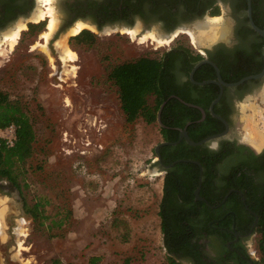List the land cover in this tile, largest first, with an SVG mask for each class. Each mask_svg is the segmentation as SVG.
<instances>
[{"label": "rangeland", "instance_id": "374dc122", "mask_svg": "<svg viewBox=\"0 0 264 264\" xmlns=\"http://www.w3.org/2000/svg\"><path fill=\"white\" fill-rule=\"evenodd\" d=\"M53 5L59 19L57 0ZM216 17L230 24L225 12ZM42 21L41 30L29 31L27 24L17 46L0 55V89L22 100L36 137L34 152L17 178L34 220L19 225L23 235L13 260L18 264H170L158 213L165 175L155 155V147L163 141L160 125L148 124L142 117L128 122L118 87L108 74L118 63L159 57L179 44L199 54L203 46L194 45L183 31L169 44L140 42L139 36L147 32L160 38H167L168 32L159 21L136 19L132 29L139 25L138 37L86 27L96 34V42L79 47L70 43L75 25L56 28L47 43L50 57L40 46L47 30V20ZM187 29L198 32L194 26ZM62 38L77 53V59L65 65L56 46ZM64 67L70 71H63ZM251 103L262 110L257 118H262L259 125L264 128V84L238 104L236 131L242 140L246 115L251 113L243 107Z\"/></svg>", "mask_w": 264, "mask_h": 264}, {"label": "trees", "instance_id": "16d2710c", "mask_svg": "<svg viewBox=\"0 0 264 264\" xmlns=\"http://www.w3.org/2000/svg\"><path fill=\"white\" fill-rule=\"evenodd\" d=\"M161 1L150 0L152 7L149 12H146L144 3L136 8L135 2L129 3L126 0H87L85 4L79 3V5L80 9L87 7L92 9L95 15H106L105 19L112 21L127 19L133 14L148 21L164 18L167 26L173 28L179 23V19L196 10L198 2V0H170L172 2L163 6ZM256 1L252 0L253 18L259 26H264V21L257 17ZM179 2L183 5L181 11L177 10ZM218 13V10L213 12L214 15ZM44 25L45 21L30 23L29 31L41 30ZM96 37L91 30L83 29L70 38V43L74 47L91 45L96 42ZM262 45L263 43L258 47ZM203 58L202 54L194 52L189 46L179 44L165 50L159 57L141 56L113 66L108 76L118 87L121 107L127 121L134 122L142 117L148 124H152L158 122L160 115V131L163 141L168 142L177 141L181 129L184 128L193 141H200L209 135L222 132L225 128L224 124L214 118L209 111L210 104L219 95V86L216 84L200 86L190 80L191 70ZM220 68L221 76L226 82H235L260 71L254 69L247 74L231 75L223 70L222 65ZM215 78V70L209 64H203L194 74V79L197 81ZM219 103L215 105V112L229 120V112L224 107L225 104ZM23 104L19 98H11L7 92L0 89V128L9 124H15L17 127V138L13 146L0 142V177H5L18 186L20 185L17 178L21 165L32 156L36 140L32 119ZM201 109L207 114L204 121H199L202 117ZM160 153L165 164L178 159H193L205 166L201 195L213 205L220 203L231 187L243 193L249 201L250 209L259 217L256 224L259 255L255 264H264V186H255L252 180L248 181L246 169L241 165H235L226 189L221 194L210 195L207 190L213 178L211 167L217 161L218 154L215 151L209 153L205 147L190 146L183 140L176 146H162ZM198 177L199 167L190 162L177 163L167 169L164 175L163 194L158 213L170 264H181L177 260L180 255L195 260L197 264H205L200 245L192 242V237L199 230L193 225L192 218L203 215L207 226L211 211L205 202L195 200L194 191L198 186ZM231 199L236 201V206L243 208L242 197L238 192H233ZM38 206L39 204H36L33 208L36 212Z\"/></svg>", "mask_w": 264, "mask_h": 264}, {"label": "flooded vegetation", "instance_id": "af4514ba", "mask_svg": "<svg viewBox=\"0 0 264 264\" xmlns=\"http://www.w3.org/2000/svg\"><path fill=\"white\" fill-rule=\"evenodd\" d=\"M86 1L87 0H57V5L61 12L58 19L57 31L68 29L71 26L76 25L78 22L87 24L88 21L93 22L99 29L117 22L133 26L136 19H140L144 23H149L147 19H143L138 15L134 16L133 14H130L127 19H118L114 21L105 19L106 15H95L94 11L89 8L87 9L86 6V8L80 9L81 6L79 3L85 4ZM126 1L129 3L135 2L136 8L144 3L146 12H149L150 7H152L149 2L150 0H145L143 2L142 0ZM168 2L170 3L172 1L162 0L160 3L164 6L168 4ZM256 3L257 17L264 21V0H257ZM36 5H40L39 0H0V29H3L10 24H15L20 18L25 20V17L30 16ZM177 5V10H183L181 2ZM216 10H218V12H225L230 18L231 32L228 40H221L211 49H204L205 52H201L204 57L203 59L206 58L213 61L218 66L219 70L222 65L224 68L223 70L231 75L247 74L254 69H260V71H262L264 67V40L249 23L247 15V0H198L196 10L184 18L179 19V23L173 28L167 26L165 23L166 19L164 18L159 20L153 19L152 21H159V24L169 33L184 25H187L188 27L193 26L197 20H202L205 16L210 18L219 16V13L215 15L213 14ZM30 23L31 22L28 24ZM259 27L264 29V26ZM261 43H263L262 47H258ZM213 59H216L217 61L215 62ZM262 84H264V77L245 82L234 88H224L223 90L221 97V99H223L218 103L225 104L224 107L229 112L230 119H225L229 125V131L224 137L210 140L203 145H198L205 147L209 153L215 151L218 154L216 157L217 161L211 167L213 169V178L212 183L207 190L210 195L221 194L226 189L228 185L227 181L230 179V173L233 171L232 169H234L235 165H241L244 167L243 169H246L248 181L252 180L255 186H264V146L257 149L245 138L242 140L237 135L236 131V124L239 119L238 104L240 100L246 94L253 92ZM205 119H200L199 121H204ZM185 143L187 142L185 141ZM193 161L199 163L190 162L199 167L197 188L200 184L199 180L202 171L199 194L205 199V201L196 198L195 191L197 188L194 191L195 200L205 202L211 208L209 214L210 219L208 220L207 226L204 223L205 217L203 215H197L195 218H192L193 225L196 229H199L197 230L198 233L192 237V242L200 245L202 260L205 264H255L258 260L256 224L259 217L257 213L250 209L248 204L249 201L245 198L243 193L234 187L229 188L220 203L216 205L211 204L201 195L205 166L197 160ZM156 162L161 166L159 161ZM233 192H238L241 195L243 204L242 209L240 206H236L235 200H230ZM235 209H238V211ZM0 213L3 215L0 232L1 263L18 264L12 258L14 251L18 250V238L23 235L18 232L17 227L22 223H27L29 218H31V222H33L34 215L28 207L22 188L5 177H0ZM201 219L203 223L201 222ZM3 232L6 235H4ZM177 260L181 262V264H183L184 260L189 262V264H197L195 260H189L185 255H180Z\"/></svg>", "mask_w": 264, "mask_h": 264}, {"label": "bare ground", "instance_id": "6f19581e", "mask_svg": "<svg viewBox=\"0 0 264 264\" xmlns=\"http://www.w3.org/2000/svg\"><path fill=\"white\" fill-rule=\"evenodd\" d=\"M54 1L55 0H40L41 6L39 5L40 7L37 10H35V12L33 13L30 19L24 20V21L22 19L15 26L13 25V27L11 26L7 28V30L1 32L0 33V55L10 53L11 50L17 46L16 44L19 43L18 41H19L20 35L22 31L27 28L28 22H41L42 20H47V26H46L47 30L42 33V37L44 38L45 43H40V46L42 50L46 54H48V56L50 55L51 57V52H50L49 47L47 46V43L50 37L52 36V34L56 31V28L58 25V16L56 14L57 13L56 9L53 5ZM196 25H197L198 32L197 31L195 32L193 30L186 28V29L178 30L171 37L160 38L156 36V34L151 33L150 31V32L140 35L139 40L140 42H145L146 40L151 39L153 43L156 42L160 45L169 44L173 40V37H175L180 31H183V32H186L191 37L192 43L198 47L199 45H203L205 42L213 43L218 40H226V39L228 40L229 34L231 32L230 24L222 23V21L218 17L212 18L211 21L199 22ZM86 27H90V26L86 23L78 22L73 28H71L70 33L78 34L81 30H83V28H86ZM139 28H140L139 25H137L136 28L134 29L132 28L131 29H121V31L126 32L127 34L131 35L134 38V37H138L137 32L139 31ZM115 30H118V29H115ZM56 46L60 53V58L61 60H63V63H64L63 65L67 64L65 63L67 61H73L77 59V53L75 52L74 49H72L67 44L65 38H62L59 41L57 40ZM75 67L73 65V68H70L73 70L71 71L73 72V74L75 72L74 71ZM63 71H67L65 67L63 68ZM247 109L251 110V113L246 115L245 139L250 144H252L254 147H256L257 149H260L262 146H264V128H262L259 125V122L262 121V118L258 119L257 116L260 117L262 110L261 109L259 110L252 103L248 105H244L243 110L246 111ZM2 216L3 215L0 213V232H1V226H2L1 225L2 218H3ZM17 228L19 229V227ZM21 234H23L22 231H21Z\"/></svg>", "mask_w": 264, "mask_h": 264}, {"label": "water", "instance_id": "95a60500", "mask_svg": "<svg viewBox=\"0 0 264 264\" xmlns=\"http://www.w3.org/2000/svg\"><path fill=\"white\" fill-rule=\"evenodd\" d=\"M36 8L31 12L30 16L29 17H25V20H28L31 18V16L33 15V13L35 12ZM247 15H248V19H249V23L251 25V27L257 31L262 37H263V40H264V29L260 28L254 21L253 19V15H252V0H247ZM210 17L208 16H205L202 20H197L195 23H194V27L195 29H197V25L199 22H203V21H210ZM33 23V22H32ZM87 24L90 26L91 30H95V31H99V32H109L111 30H115V29H118L121 31V29H131L133 28L132 26H128V25H125L123 23H113V24H109V25H106L104 26L103 28L99 29L97 27V25H95L93 22L91 21H88ZM188 28L187 25H184V26H181L179 28H176L175 30L169 32V33H165V37H171L175 32H177L178 30H181V29H186ZM110 29V30H109ZM198 30V29H197ZM76 35V34H75ZM219 41L221 40H218L216 42H213V43H204L202 46H203V49H211L215 44H217ZM205 52V50H204ZM203 52V53H204ZM263 56H264V45H263ZM204 63H209L211 64L215 70H216V78L215 79H208V80H204V81H197L194 79V74L196 72V70ZM264 77V67L262 69V71H260L259 73H256V74H251V75H247L243 78H241L240 80L238 81H235V82H226L222 76H221V73H220V70L218 68V66L211 60L209 59H202L200 60L199 62H197L193 69L191 70L190 72V80L193 84H196V85H206V84H216L219 86L220 88V93L219 95L213 100V102L211 103L210 105V112L211 114L219 119L221 122L224 123L225 125V129L220 132V133H217V134H214V135H210L200 141H193L191 139V137L189 136V133L187 131L186 128L184 129H181L180 131V136H179V139L175 142H168V141H162L160 142L159 144H157V146L155 147V154H156V157H157V161H159L161 163V170H163L164 172H166L167 169H170L172 168L173 166H175L177 163H180V162H195L191 159H178L170 164H165L162 162V159H161V153H160V148L164 145H176L178 144L181 140H185L188 144L190 145H194V146H198V145H203L205 144L206 142L210 141V140H213V139H217V138H221V137H224L225 135H227L228 131H229V125L228 123L226 122V120L218 113L215 112L214 108H215V105L220 101L221 97H222V94H223V90L224 88H234V87H237V86H240L242 85L243 83L245 82H248V81H251V80H257V79H261ZM164 105V104H163ZM163 107V106H162ZM202 111V118L201 120L205 119L206 117V112L205 110L201 109ZM158 123L161 125V121H160V115L158 117ZM195 163H198V162H195ZM199 164V163H198ZM201 177H202V171H201V175H200V180H199V187L196 189L195 191V195H196V198L199 199V200H204L205 199L203 197L200 196L199 192H200V188H201ZM207 202V201H206ZM208 203V202H207ZM209 204V203H208ZM214 207V206H212Z\"/></svg>", "mask_w": 264, "mask_h": 264}, {"label": "built area", "instance_id": "2783aa9c", "mask_svg": "<svg viewBox=\"0 0 264 264\" xmlns=\"http://www.w3.org/2000/svg\"><path fill=\"white\" fill-rule=\"evenodd\" d=\"M17 138V127L15 124H9L0 128V142L3 141L7 146H13Z\"/></svg>", "mask_w": 264, "mask_h": 264}]
</instances>
